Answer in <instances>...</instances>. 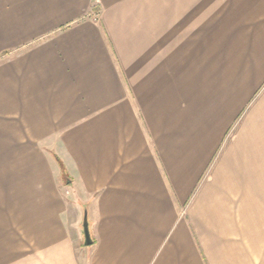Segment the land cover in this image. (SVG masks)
<instances>
[{"label":"crops","instance_id":"1","mask_svg":"<svg viewBox=\"0 0 264 264\" xmlns=\"http://www.w3.org/2000/svg\"><path fill=\"white\" fill-rule=\"evenodd\" d=\"M236 199L264 264V0H0V264H215Z\"/></svg>","mask_w":264,"mask_h":264},{"label":"rangeland","instance_id":"2","mask_svg":"<svg viewBox=\"0 0 264 264\" xmlns=\"http://www.w3.org/2000/svg\"><path fill=\"white\" fill-rule=\"evenodd\" d=\"M231 205L226 210L227 215L221 214L224 210L219 208L216 210L218 214L200 217L202 229L198 233L215 264H219L222 252H227V261L228 258L234 256L235 227L252 222L251 216L254 209L251 206L245 205V202L240 199L233 200ZM224 227L227 229L224 230ZM222 258H224V263L226 258L224 255Z\"/></svg>","mask_w":264,"mask_h":264},{"label":"water","instance_id":"3","mask_svg":"<svg viewBox=\"0 0 264 264\" xmlns=\"http://www.w3.org/2000/svg\"><path fill=\"white\" fill-rule=\"evenodd\" d=\"M82 228H83V235H84V243H85V245H90L91 244V237H90L88 222H87L85 214H84Z\"/></svg>","mask_w":264,"mask_h":264},{"label":"trees","instance_id":"4","mask_svg":"<svg viewBox=\"0 0 264 264\" xmlns=\"http://www.w3.org/2000/svg\"><path fill=\"white\" fill-rule=\"evenodd\" d=\"M52 155H53L55 161L57 162V164L59 166L61 176L64 177L65 179H69L70 177H69L62 161L55 154H52Z\"/></svg>","mask_w":264,"mask_h":264}]
</instances>
